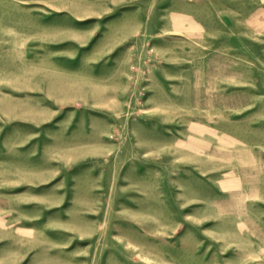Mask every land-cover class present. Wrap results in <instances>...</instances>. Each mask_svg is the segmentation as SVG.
I'll list each match as a JSON object with an SVG mask.
<instances>
[{"label":"rangeland","instance_id":"374dc122","mask_svg":"<svg viewBox=\"0 0 264 264\" xmlns=\"http://www.w3.org/2000/svg\"><path fill=\"white\" fill-rule=\"evenodd\" d=\"M0 264H264V0H0Z\"/></svg>","mask_w":264,"mask_h":264}]
</instances>
